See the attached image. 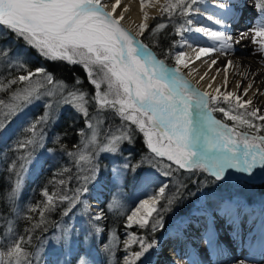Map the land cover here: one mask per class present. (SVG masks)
<instances>
[{
  "label": "snow or ice",
  "instance_id": "6c2138e0",
  "mask_svg": "<svg viewBox=\"0 0 264 264\" xmlns=\"http://www.w3.org/2000/svg\"><path fill=\"white\" fill-rule=\"evenodd\" d=\"M208 6L219 11L209 14ZM249 7L258 13L255 24L233 35L226 20H237V12ZM150 8L156 13H150ZM139 10V22L129 27L125 20L130 6L123 0H0V29L23 41L45 61L79 66L93 88L91 94L82 90L79 77L70 86L47 67H30L27 59H12L9 49L0 48V133L13 120L22 118L28 106L49 98L43 114L27 122L9 150L13 158L6 171L14 179L5 198L14 219L0 213V264H38L40 249L32 246L34 233L37 229L47 231L49 215L65 202L62 216H69L83 204V211L90 214V234L102 233L104 229L96 222L105 219L104 210L93 212L82 197L89 191L87 185L97 179L99 155L118 153L125 142L133 143L137 131L143 134L151 155L135 164L126 161L121 169L135 172L148 163L159 169L175 190L167 192L169 183H162L154 194L130 209L113 197L108 210L125 217L126 254L122 262L116 260L119 238L113 230L111 242L102 249L110 257L107 264H142V258L157 246L155 238L128 230L135 226L154 234L164 228L163 214L182 199L187 188L179 178L181 171H199L211 177L200 182L198 191L205 199L193 209V219L204 221L206 251L222 254L217 243L220 224L231 222L235 228L243 223L239 202L232 198L213 202L204 188L223 183L232 171L248 177L258 171L264 174V109L254 106L253 98H246L254 88L249 77L256 73L227 59L245 41L264 54V0H139ZM197 16L211 26L196 22ZM169 28L179 39H173L158 55L143 38L160 47L159 37ZM221 58H225L222 66ZM229 70L241 77L235 81V89L229 88ZM221 74L223 79L217 83ZM254 95L264 93L256 88ZM58 104L71 106L86 125L87 130H79L80 143L74 150L60 145L77 174L66 179L54 177L48 182L53 186L51 191L41 189L42 200L21 208L17 201L28 166L35 149L43 147L44 129L56 119ZM108 113L120 118L119 127L105 130ZM56 141L59 143L60 137ZM70 172L64 168L58 175ZM72 179L79 187H68ZM189 195L196 197L197 193ZM161 201L164 204L158 207ZM19 220L25 222L22 231L17 228ZM55 227L60 229L55 238L67 241L70 229L60 224ZM133 245L138 250L132 251ZM79 264L93 261L86 255L80 257ZM191 264L200 261L192 260Z\"/></svg>",
  "mask_w": 264,
  "mask_h": 264
},
{
  "label": "trees",
  "instance_id": "16d2710c",
  "mask_svg": "<svg viewBox=\"0 0 264 264\" xmlns=\"http://www.w3.org/2000/svg\"><path fill=\"white\" fill-rule=\"evenodd\" d=\"M5 36L7 37V39L4 38ZM159 39L160 47H156L152 44V41L150 39L146 37L143 38L144 42L149 44L152 50L159 55L162 48H167L173 39L178 40L179 37L172 32L171 28H169L168 33L162 34ZM0 48L9 49V56L12 59H27L30 67H47L49 71L53 72L58 79H63L65 83L69 84L70 86L74 83L75 78L79 77L82 80V84L79 87H81L82 90L89 92L90 94L92 93L93 88L88 83L85 77V73L79 66L69 65L65 62L45 61L39 58L35 54L34 50L30 49L28 46H25L23 41L16 40L12 36V34L4 32L2 29H0ZM56 99L58 100L59 97H57ZM46 102L47 101H45L44 104L40 103L30 107V110H28V114L25 118L19 121L9 131L0 133V213L6 215L8 218L14 219V217L9 212L10 205L5 198L6 193L11 189L12 179H14V177L10 179V174L6 171L7 163L10 162V160L13 158L9 150L12 147L14 141L21 134L22 128L27 124V122L43 114L45 110L44 105ZM229 123L231 124L232 122L229 121ZM81 128L86 129L83 118L78 113H76L71 106L58 104L56 108V119L49 122L44 129L46 133V139L44 141L43 147H37L33 152L32 160L38 154L40 156H44L45 158L42 165L40 166V169L35 171L34 177L31 179L27 190L22 194L20 193L17 204L21 208H26L27 205L42 200L43 197L40 194L41 189L44 187H48L49 191H51L53 186L48 182L54 177L56 179H66L69 175L74 177L77 174V170L74 166L73 161L65 154L60 145L63 144L68 150H74V147L79 145L80 143L79 130ZM56 137H60L59 143H57ZM150 155L151 154L145 146L144 141H142L140 133L137 131L134 133L133 143L125 142L121 146V150L117 153L116 160L118 162H121V160L125 158V156H127L125 159H127V161L130 160L131 163L135 164L140 161L141 157ZM165 163H167V161ZM147 167H149V169H154L148 163H144L135 172L131 170L125 171V173L123 174V184L121 185V187H115L114 185H111V191L109 195H107V201L105 203L106 228L108 232V237L105 242L106 244L111 242L113 230H115L116 236L118 237V233L123 226L122 222L124 220V216L119 215L117 211L108 210L109 203L112 201L114 196H117L121 197L119 198L120 201H122L123 205L126 206L128 199H130V197L128 199L127 197L129 193L131 194V191L127 188V186L130 187L133 180L138 181L137 177L139 173L143 169L148 170ZM64 168L71 169V172L66 173L64 176H59L58 173ZM155 170L160 173L159 169ZM179 178L187 185V188L182 191V199L178 203L172 205L170 211L163 214L164 228L159 229L154 234L151 233L150 230L139 229L140 233H144L148 236V238H160L164 234L163 232H165V229L168 226H171L172 222L178 216L182 217L189 213L192 209H194V202L199 195L198 189L201 187L200 182L211 180V177L207 173H202L199 171L195 173L181 171V173L179 174ZM166 179L169 183V189L167 190V192H174L175 189L172 183L168 180V178ZM135 184L136 183H134V185ZM78 186L79 184H77V181L75 179H72L68 184V187L73 189ZM204 191L207 192L208 197L213 202H216L221 198H232L233 196L238 195L250 202H255L257 200L264 199V182L251 183L238 179H228L223 183H218V185L209 184L206 188H204ZM189 193H197V196H190ZM69 194L71 193L69 192ZM138 201L139 200H137V202ZM163 204L164 201H161L158 207H162ZM66 206L67 202L60 205V208L57 211H54L49 215L48 218L51 223L47 225V231H42L41 229L36 230L33 236L32 246L34 248H39L42 244H49V239H51L52 244L48 246V250L52 251L53 253L55 252L56 255L61 254L63 257L61 251H63V249L66 247H71L76 240H79L81 242V251L80 256L75 264H79L80 257L86 255L90 260L93 261V264H107V261L108 259H110V257H108L103 251L94 250L95 248H97L95 235L90 234V218L85 212H83L82 205L77 206L70 213L72 214L74 212L77 217L78 224L76 228H73L71 226V223L69 222L72 220L70 218V214L69 216L61 215L62 209ZM192 212L193 210L190 212V214ZM33 215L38 218V214ZM55 224H60L70 229L67 241H58L55 238L60 232L55 227ZM24 226L25 222L23 220H19L17 222L18 230L22 231ZM87 241L90 244L86 245ZM119 247L120 241L116 248V260L118 262ZM63 261H65V259ZM41 262L42 259L39 258L38 264H40Z\"/></svg>",
  "mask_w": 264,
  "mask_h": 264
},
{
  "label": "bare ground",
  "instance_id": "6f19581e",
  "mask_svg": "<svg viewBox=\"0 0 264 264\" xmlns=\"http://www.w3.org/2000/svg\"><path fill=\"white\" fill-rule=\"evenodd\" d=\"M230 2H235V0H230ZM124 4L130 6V11L126 13L125 24L129 27H134L132 22L138 23L140 19V10H139V0H123ZM219 10L208 6V13L212 14L218 12ZM149 12L152 14L156 13V9H149ZM238 19L232 20L227 19L226 23L231 25V33L236 35L240 31H247L248 28L251 27L252 23H254L255 12L251 7L242 9L237 12ZM196 22L199 24H203L206 26H211L210 22L204 19L203 17H195ZM200 43L203 45L205 43L204 40H201ZM247 41H245L239 48L235 47V50L229 54L227 59H232L236 63L242 64L246 67H249L250 72L256 73L254 76H250L249 80L254 81V88L249 92L248 97L253 98L254 106H259L264 109V95L255 96L256 88H259L262 93H264V67L262 65L257 64L253 58H250L246 51ZM249 43V42H248ZM247 43V44H248ZM215 55V54H214ZM225 58H221L220 66L224 64ZM197 66L201 68V72H203V66L197 62ZM215 73H210V75H214ZM223 79L222 74L217 76V83H220ZM241 79L240 76L234 74L232 70H229V88L235 89V81ZM207 82V78L205 83ZM248 81H245V86ZM202 87L204 84L201 85ZM215 87V85H213ZM234 175H241L248 177L246 174L237 173L232 171L230 173V177ZM256 176H264L261 172H257ZM97 189L101 190V197L106 191V187H101L100 184H97ZM103 193V194H102ZM147 198V197H145ZM143 198V199H145ZM235 201L239 202L243 206V212L241 214V219L243 221L242 224H239L235 228L231 225V222L222 223L217 228L219 231L224 232L226 234L225 238L219 239L217 236V243L220 249H222L221 244H224L225 249H230L232 252L228 253L227 258L224 262H204L203 264H237L234 261L236 257H243L248 254H258V256H262L264 260V204H260L261 207H251L253 205L248 204L245 201L240 199H236ZM203 200L198 201V205L196 208L200 206ZM92 204L98 206V198L92 201ZM257 206V205H255ZM194 213L192 212L187 218H185V222H180L175 228L171 230V234L168 238L162 242L161 246L156 250L155 259L152 261H147L145 264H184L187 260H197V253H203L204 256H210V252L205 249H197V241L201 240V238L205 235L203 228V220L193 219ZM227 226V227H226ZM226 227V228H225ZM230 227V228H229ZM219 228H222L220 230ZM229 228V229H228ZM201 231V234H200ZM226 232H231L228 235ZM200 234V235H199ZM230 236L231 238H229ZM201 237V238H198ZM228 237V239H226ZM205 243V242H204ZM189 245H192L191 247ZM189 246V247H188ZM204 246V245H203ZM207 246V244H206ZM256 252V253H255ZM51 259V257H49ZM191 259V260H190ZM234 261V262H233ZM43 264H49V262H43ZM264 264V261L263 263Z\"/></svg>",
  "mask_w": 264,
  "mask_h": 264
},
{
  "label": "rangeland",
  "instance_id": "374dc122",
  "mask_svg": "<svg viewBox=\"0 0 264 264\" xmlns=\"http://www.w3.org/2000/svg\"><path fill=\"white\" fill-rule=\"evenodd\" d=\"M202 3H206V0H202ZM253 11L255 12V16H254V20L255 21H253L254 23H252L251 27L255 24L256 19L258 17V13L254 9H253ZM247 43H246V45H248L246 47L247 48V51H246L247 55L250 58H253V60L257 64L262 65L264 67V54L259 53L256 50L254 45H252L250 43L247 44ZM239 47H240V45L236 46V48H239ZM92 92H93V90H92ZM48 99L49 98H44V99H42L40 101H36L32 105L28 106V108L25 110V113L23 114L22 118H17L15 120H13V122L8 126V129L6 131H9L19 121H21L23 118H25L27 116V114H28V110H30V107L35 106V105L40 104V103L44 104V102L47 101ZM214 115L218 119H222V120L224 119V117L220 113H214ZM227 122L229 123V121H227ZM120 124H121V120H120L119 117L114 116L112 113H108L107 114V122L105 124V130H107L109 127H112V128L119 127ZM140 135L142 137V141H144L143 134L140 133ZM145 146H146V144H145ZM116 157H117V153H101L99 155L97 162L99 164L100 171H99V174L97 176V179L95 181H91L87 185L89 191L86 194H84V196L82 197V200H86L88 202V204L91 206V209H92L93 212L103 209L105 217H106V214H105V203L107 201V199H106L107 195H109V193L111 191V185H114L115 187H121V185L123 184L122 178H123V174L125 173V171L121 169V166L127 161V159H125L127 156H125V158H123L121 160L122 163L118 162L116 160ZM44 158H45L44 156H40L38 154L32 160V163L28 166V171H27V173L25 175L23 186H22V189H21V192H20L21 194L27 190V188H28V186H29V184L31 182V179L34 177L35 171L40 169V166L42 165V163L44 161ZM164 162H166V159H165ZM105 168H106V170H105ZM147 168H148V170H144L143 169L139 173V175L137 177L138 181L133 180L132 181V185L130 187L127 186V188L131 191V194L129 193V195L127 197V199L130 197V199H128V201H127V204L125 206L126 208L128 207L130 209V208L135 207L136 204H138V202L140 200H142L143 198H145V197H147L149 195L154 194L158 190V188L161 186L162 183L167 182V179L165 177H163L157 170L149 169V167H147ZM118 169L120 170L119 174H117V171H115V170H118ZM106 171H108V172H106ZM134 183H136V184L134 185ZM77 184H79V183L77 182ZM97 184L98 185L100 184V186L103 185V186L106 187V191L103 192L104 194L102 193L103 195L101 197H99V195L101 194V190H100V193H97V190H98L97 189ZM198 194L199 195H198L197 199L194 202L193 208L197 207L198 201H201V200L204 201V199H205V196L202 195L200 192ZM96 198H98V204H99L98 206H96L95 204L94 205L92 204V201H94V199H96ZM118 198H121V197H118ZM232 199L234 201L236 199H240L242 201H245L248 204L253 205L251 207H254V208L255 207L259 208V207H261V206H259L260 204H262V205L264 204V199L257 200L255 202H248V201H246L244 198H242L239 195L238 196H233ZM137 200H139V201L137 202ZM81 205H82V208H83V204H81ZM255 205H257V206H255ZM87 216L90 218V214H87ZM70 218L72 219L71 221H69L71 223V226L73 228H76L77 224H78L77 223L78 221H77V217H76L74 212L72 214H70ZM179 218H180V216H178L172 222V224H173L172 229L175 228L178 224H180V222H185L183 220L180 221ZM124 220H125V217H124ZM124 220L122 222L123 226H122V228L120 229V231L118 233V238H119V241H120V247L118 249L119 262H122L123 255L126 254L125 250L123 248V241L125 239H127V236L125 234ZM96 223L98 224L99 227L103 228L104 231L102 233L95 234V240H96V245H97L98 249L95 248L94 250L102 251L103 245L106 244L105 242H106L107 237H108V232H107V228H106V218L101 220V221H99V222H96ZM203 224H204V222H203ZM167 228H169V226ZM167 228L165 229V231H169V234H168V236H169L171 234V230L172 229H170V230L168 229L167 230ZM58 231H60V229H58ZM128 231L137 232L138 234L140 233V230L137 227H135V226L132 229H129ZM218 231L219 230L217 229L218 236H220V237H218L219 239H222V238H224L226 236V234L224 232H221V231L218 232ZM226 233L228 235H230L231 232H226ZM200 234H201V232H200ZM202 234H204V233H202ZM168 236L166 238H168ZM152 238H155L158 241V244H157V246L154 249H152L150 251L149 254H147L146 258H142V264H145V262H147V261L154 260L155 256H156V250L161 246L162 242L165 241V237L164 236H162L160 238H158V237H152ZM198 238H201V237H198ZM149 239H151V238H149ZM226 239H227V237H226ZM196 241H197V246H198L197 249L198 250L199 249L201 250L202 248L203 249H205V248L207 249V246H206L207 243H206V236L205 235L201 238V240L198 239ZM50 244H52V240L51 239H49V244L40 245V247H39V249H40L39 258L42 259V262L40 264H43V260H44L45 257H47V258L51 257V259H50L51 264H75V262L77 261V259L80 256L81 242L79 240H76L72 244V246L70 245L71 247H66V248L63 249V251H61V253L63 254V257H62L61 254L60 255H56L55 252L53 253L52 251L48 250V246ZM88 244H90V243L87 241L86 245H88ZM189 246L191 247L192 245H189ZM221 246H222V250H223L222 254L204 256L203 253H200V251H199L197 253V255H198V259L197 260L200 261V264H203L204 262H208V261H210V262H224L225 259L227 258V256H225V255H228V253H231L232 251L230 249H225L224 244H221ZM131 250L132 251L138 250L137 246L133 245ZM75 253L77 254L75 259L71 260L70 256L74 255ZM64 259H65V261H63ZM236 260L237 261H241V260L246 261V264H261L264 261L262 256H258V254H255V255L254 254H248V255H245L243 257H236L234 259V261L237 262ZM49 264H50V262H49ZM221 264H223V263H221Z\"/></svg>",
  "mask_w": 264,
  "mask_h": 264
},
{
  "label": "water",
  "instance_id": "95a60500",
  "mask_svg": "<svg viewBox=\"0 0 264 264\" xmlns=\"http://www.w3.org/2000/svg\"><path fill=\"white\" fill-rule=\"evenodd\" d=\"M145 43V42H144ZM229 179H239V180H243V181H248V182H251V183H260V182H264V176H253V177H245V176H241V175H234V176H232V177H230ZM228 180V179H227ZM246 200V199H245ZM246 201H248V200H246ZM248 202H250V201H248ZM219 229H221V228H219ZM219 232V231H218ZM165 234H164V237H165V239H166V237L168 236V234H169V231H165L164 232ZM210 253H212V252H210ZM76 253L74 254V255H71L70 256V259L72 260V259H75V257H76ZM212 255H218V254H216V253H213ZM204 258V257H203ZM74 261V260H73ZM43 262L45 263V262H50V264H51V261H50V258H47V257H45L44 258V260H43Z\"/></svg>",
  "mask_w": 264,
  "mask_h": 264
},
{
  "label": "built area",
  "instance_id": "2783aa9c",
  "mask_svg": "<svg viewBox=\"0 0 264 264\" xmlns=\"http://www.w3.org/2000/svg\"><path fill=\"white\" fill-rule=\"evenodd\" d=\"M105 185V184H104ZM101 187H104L103 185H101ZM100 191V190H99Z\"/></svg>",
  "mask_w": 264,
  "mask_h": 264
}]
</instances>
